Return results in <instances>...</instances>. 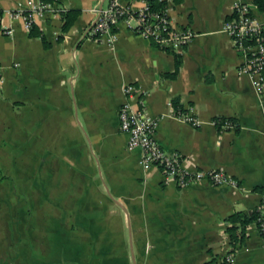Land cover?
<instances>
[{"label": "crops", "instance_id": "1", "mask_svg": "<svg viewBox=\"0 0 264 264\" xmlns=\"http://www.w3.org/2000/svg\"><path fill=\"white\" fill-rule=\"evenodd\" d=\"M53 1L75 11L63 31L62 13L48 12L28 32L9 14L25 0H0V151L21 159L17 173L41 192L0 221V264H264L253 221L233 251L225 231L232 212L264 215V77L256 88L221 29L232 0H165L171 26L194 32L169 49L119 21L113 37L94 32L92 8L107 0ZM241 1L264 20V9ZM125 85L183 168L220 169L236 184L204 174L179 184L144 163L119 125ZM172 99L194 121L177 115Z\"/></svg>", "mask_w": 264, "mask_h": 264}, {"label": "built area", "instance_id": "2", "mask_svg": "<svg viewBox=\"0 0 264 264\" xmlns=\"http://www.w3.org/2000/svg\"><path fill=\"white\" fill-rule=\"evenodd\" d=\"M127 1L107 0L104 6L93 7L96 14L92 25L94 32L108 31L113 37L114 32L111 31V26L119 21L128 29L143 35L159 47L167 49L182 47L194 33L188 28L172 27L165 6L152 8L149 5L150 0H136L140 3L139 6L132 7ZM231 7L232 12L223 21L221 29L230 34L234 44L240 49L244 57L241 69L252 77L254 86L259 88L264 77V20L249 13L247 2L232 0ZM64 10V6L53 0H25L24 7L12 9L9 14L20 17L29 28L34 16L48 12L60 14ZM1 31L9 33L10 30L2 28ZM252 38V41H246ZM130 89L129 85L124 86L126 98L118 107L119 125L127 132V147H139L144 163L156 164L164 180L172 178L179 184L201 177L203 174L214 183L236 184L233 177L220 169L203 173L200 170L183 168L177 153L167 151L157 143L153 136L156 120L144 110L140 97L135 99L136 105H133L135 94ZM175 113L186 120L194 121L183 110ZM262 196L264 198V190ZM257 220V229L264 238V215L260 211ZM231 257L232 253L227 252L223 260L229 261Z\"/></svg>", "mask_w": 264, "mask_h": 264}, {"label": "rangeland", "instance_id": "3", "mask_svg": "<svg viewBox=\"0 0 264 264\" xmlns=\"http://www.w3.org/2000/svg\"><path fill=\"white\" fill-rule=\"evenodd\" d=\"M12 151H0V209L1 220L15 219L13 208L16 203L22 200L39 197L41 192L32 190L29 187L30 174L17 173L22 161L11 156ZM30 159H26L29 162ZM20 185L23 188H20ZM73 192V191H72ZM30 212H28V216ZM29 221V220H28ZM12 223V222H11Z\"/></svg>", "mask_w": 264, "mask_h": 264}, {"label": "trees", "instance_id": "4", "mask_svg": "<svg viewBox=\"0 0 264 264\" xmlns=\"http://www.w3.org/2000/svg\"><path fill=\"white\" fill-rule=\"evenodd\" d=\"M253 2L259 10L264 9V0H253ZM149 5L152 8H155V7L161 8L165 6V0H150ZM74 15H75V11L71 9H65L62 12L63 21L60 26L61 31L65 30L68 27ZM33 27L34 25L32 24L31 27H29L28 32H31ZM38 34L40 38L43 40L44 45H46L47 43L45 42L43 35H41L40 32ZM252 40L253 38L247 39L246 41H252ZM173 58H174L173 69L169 73H166L167 75H170V76H173L178 68V65L180 63V54L177 52H174ZM171 104L173 105L175 112L183 110V108H181V105L178 103L176 99H172ZM222 122H223L222 118L217 119L216 121L217 124H220ZM258 215H259L258 209L252 210L250 214H243L241 212H232L228 215L227 219L229 221V224L225 226V231L227 232L228 238H229V243H230V248L228 249L229 251H233L235 249V245L237 243H240L243 240L245 236L244 228L247 223L253 221L256 227L258 226V220H257ZM208 262L209 261L204 262L203 264H208ZM216 264H221V263H216Z\"/></svg>", "mask_w": 264, "mask_h": 264}]
</instances>
